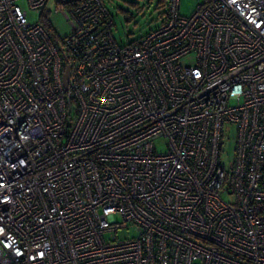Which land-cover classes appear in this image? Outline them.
Wrapping results in <instances>:
<instances>
[{"label":"built area","instance_id":"1","mask_svg":"<svg viewBox=\"0 0 264 264\" xmlns=\"http://www.w3.org/2000/svg\"><path fill=\"white\" fill-rule=\"evenodd\" d=\"M17 1L0 0V264H264V0H165L125 43L104 0H54L64 36Z\"/></svg>","mask_w":264,"mask_h":264},{"label":"rangeland","instance_id":"2","mask_svg":"<svg viewBox=\"0 0 264 264\" xmlns=\"http://www.w3.org/2000/svg\"><path fill=\"white\" fill-rule=\"evenodd\" d=\"M109 8L114 24L112 33L118 42H127L144 35L148 29L157 26L163 19L166 11L165 0H104ZM197 0H180L179 12L182 15L191 14L196 6ZM17 4L27 13L30 22H39L42 10L30 9L25 0H18ZM46 9L50 12L49 19L55 31L61 35H67L70 26L66 19L56 13L54 0L46 3ZM128 19H126V17ZM183 63H191V59H184ZM236 129L234 125H225L223 130L222 146L219 162L227 169L233 159ZM165 146L159 142L158 149L162 151ZM228 199V198H227ZM119 219V217H117ZM137 230L133 227L123 228L118 232L119 239H127L135 236Z\"/></svg>","mask_w":264,"mask_h":264},{"label":"trees","instance_id":"3","mask_svg":"<svg viewBox=\"0 0 264 264\" xmlns=\"http://www.w3.org/2000/svg\"><path fill=\"white\" fill-rule=\"evenodd\" d=\"M48 14H49L48 12L43 11L41 16H40V22L48 32L53 33L54 29H53V26L51 25V23L49 22ZM125 17H126V19H128L127 16H125Z\"/></svg>","mask_w":264,"mask_h":264},{"label":"water","instance_id":"4","mask_svg":"<svg viewBox=\"0 0 264 264\" xmlns=\"http://www.w3.org/2000/svg\"><path fill=\"white\" fill-rule=\"evenodd\" d=\"M67 78H68V67H67L66 73H65V83L67 82Z\"/></svg>","mask_w":264,"mask_h":264}]
</instances>
